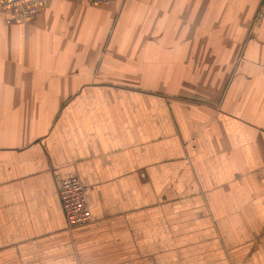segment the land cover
Masks as SVG:
<instances>
[{
	"label": "crops",
	"instance_id": "obj_1",
	"mask_svg": "<svg viewBox=\"0 0 264 264\" xmlns=\"http://www.w3.org/2000/svg\"><path fill=\"white\" fill-rule=\"evenodd\" d=\"M0 264H264L261 0L0 14Z\"/></svg>",
	"mask_w": 264,
	"mask_h": 264
},
{
	"label": "built area",
	"instance_id": "obj_2",
	"mask_svg": "<svg viewBox=\"0 0 264 264\" xmlns=\"http://www.w3.org/2000/svg\"><path fill=\"white\" fill-rule=\"evenodd\" d=\"M86 1L92 6L111 5L116 0H72ZM49 0H0V14H5V22L22 26L30 22L40 11L47 7ZM264 9V0H261ZM58 197L65 215L68 229L88 225L91 221L85 188L75 175L63 179Z\"/></svg>",
	"mask_w": 264,
	"mask_h": 264
}]
</instances>
